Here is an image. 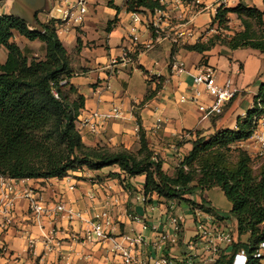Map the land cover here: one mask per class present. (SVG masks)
Segmentation results:
<instances>
[{
	"label": "crops",
	"instance_id": "obj_1",
	"mask_svg": "<svg viewBox=\"0 0 264 264\" xmlns=\"http://www.w3.org/2000/svg\"><path fill=\"white\" fill-rule=\"evenodd\" d=\"M12 1L11 10L17 7L22 12L21 1ZM159 1L164 6L163 15L159 14L160 10L154 14L148 11L143 14L130 13L126 10V0H123L122 7L125 9V19H117L118 21L114 22L112 31L107 34L105 39L97 36L100 22L97 14L91 12L86 23L82 26L84 28L82 36H78V29H71L69 32L58 34L69 54L77 51L78 40H81V50L78 56L79 68L83 72L77 73L75 78L71 80V83L78 88L79 93L86 98L85 109L78 118V129H80V119L91 111L98 109L107 113L113 107H118L122 112L121 119L110 121L105 131L100 134H90L82 130L85 134V136L82 135L83 140L88 146L106 145L111 148L118 147L132 151L137 147L140 124L148 142L156 150L166 152H162V155L167 161L170 158L174 159L173 156L177 150L172 153L167 149L166 142L173 143L175 140L181 142L186 138L188 140L182 145V148L178 147V151L185 149L190 151L192 148L190 141L195 138L197 132L209 136L222 129L234 130L237 127L238 119H244V114H247L254 107V98L260 84L264 81V55L252 49L232 51L224 48V51L228 52L230 56L237 55L240 58L238 59L240 61L239 68L233 69L227 78L231 79L241 92L234 101L226 105L222 115L203 119V114L196 103L181 101V96L188 93L193 84V77L203 71L204 68L211 69L219 82L225 79L216 74L215 67L211 62V56L218 54L216 51L210 52L208 66L200 67L202 55L184 50L183 46L186 44L195 45L200 42L201 33L212 21L219 5L234 0H224L221 3H217L218 0H207L208 8L200 13L189 10L185 0ZM255 1L257 8L263 11L262 0ZM239 3H235L234 6ZM15 4L17 5L15 6ZM111 4L114 6L111 9H114L116 15H119L121 7L117 6L114 0H108V7H112ZM7 9L3 13L7 14ZM206 13L210 15L209 22H205L202 18ZM136 17L139 19L137 22L134 21ZM148 20H150L149 23H147ZM154 22L160 30L155 28ZM179 34H182L183 37H180ZM20 38L22 39V36L19 33H14L16 43L24 44L23 47L20 46L21 49L27 46L26 44L35 42L27 43V39L23 42L19 40ZM135 38L138 39L136 43ZM0 51L3 54L0 62L5 63L7 52L5 48H0ZM173 51H175L174 54H172ZM125 52H129V60H124ZM253 56L258 59L256 62V66H258L255 71L257 74L256 81L244 83L241 78L237 82L236 78L244 76L247 70V60ZM114 59L118 60V64L112 65ZM176 59L184 64V72L180 73L174 69L173 64ZM135 72H138L149 86L133 92L132 89L136 86L121 76ZM91 74L94 76L93 81L84 79V77L88 79L87 76ZM77 77L82 78L81 81L76 79ZM115 80L119 81L120 86L116 85ZM250 84H253V87L247 90V86ZM86 86L90 88L91 92L89 94L81 93V88ZM203 101L208 100L203 98ZM171 147L173 145H170ZM252 149L257 151V148ZM163 163L164 170L167 171V164L165 161ZM110 172L118 173L119 168H105L101 171L85 170L83 173L70 172L68 177L63 180L21 181L0 178V264H26L28 262L65 264L66 260L72 264H103L99 247H83L71 239L72 234L75 235L84 229V223L82 221L70 222L60 215L51 223L59 231L57 236L61 242V247L55 248L53 252L48 251L44 244L45 232L32 219L28 211V202L25 199H16L13 224L10 227H4L5 200H3V193L6 184H15L19 189L28 188L48 204L64 200L75 211L82 212H89V195H95L100 201H103L106 196L116 195L121 198L127 208L133 204L134 214L146 218L148 223L166 221L169 211L166 207L170 202L157 195L149 196L150 202L147 204L138 199L144 194V177L127 179L124 183V185L129 186L127 189L122 187V183L120 184L118 179L107 177ZM74 184L76 189L70 191L69 186ZM134 190L136 192H133ZM218 190L222 192L221 196L214 194ZM208 193V198L203 196V200L193 199L198 207L192 208L189 204L175 201L174 209H170L171 214L177 215L183 220L184 241H190L195 235V221L203 214L210 217L215 226L232 229L238 243L240 241L249 244V235L241 238L238 236L237 224L229 215L233 208L229 200L231 203L229 211H223L225 206L222 197L226 198L224 192L216 188L208 191ZM47 222L50 224V220ZM124 223V226L121 227L124 233L142 232V223L130 221ZM145 233L150 235L149 230ZM29 235L35 239V245L31 249L28 244ZM186 253V248L182 246L175 248L171 257L180 261Z\"/></svg>",
	"mask_w": 264,
	"mask_h": 264
},
{
	"label": "trees",
	"instance_id": "obj_2",
	"mask_svg": "<svg viewBox=\"0 0 264 264\" xmlns=\"http://www.w3.org/2000/svg\"><path fill=\"white\" fill-rule=\"evenodd\" d=\"M163 9L159 0H126V10L130 13L154 14ZM226 13L252 16L264 25V10L243 2L234 8L220 9L216 20L223 22ZM112 24L109 23V32ZM41 25L44 32L31 30L16 16L0 14V48L7 52L5 63L0 62V178L63 179L81 169L101 171L118 167L117 179L144 177L145 196L157 195L166 201L189 205H197L192 198L196 191L219 188L232 203L229 215L237 224L239 238L250 236L249 244L239 241L236 249L252 253L264 241V162L257 173L247 155L243 154L230 167L225 165L224 158L215 160L213 151L250 140L256 126L255 117L264 116V81L254 98V107L244 119H238L236 129H222L209 136L197 132L191 140L189 154L171 177L165 172L163 161L150 148L140 124L137 153L125 148L116 151L85 144L77 121L85 109L86 98L71 83L77 73L70 54L57 34L54 21ZM16 32L28 41L43 43L45 58L38 59L21 49L13 40ZM217 39L184 45L183 49L196 52L204 59L217 45ZM221 44L232 51L252 49L264 55V35L258 37L248 30L225 37ZM80 50L79 39L77 51ZM252 264L260 262L253 260Z\"/></svg>",
	"mask_w": 264,
	"mask_h": 264
},
{
	"label": "built area",
	"instance_id": "obj_3",
	"mask_svg": "<svg viewBox=\"0 0 264 264\" xmlns=\"http://www.w3.org/2000/svg\"><path fill=\"white\" fill-rule=\"evenodd\" d=\"M189 10L200 13L208 8L207 0H185ZM95 6V0H45L46 9H52L60 14L58 19H52L55 23L57 34L69 32L71 29L82 27ZM159 14L163 15L160 10ZM139 19H134L137 22ZM155 28V22L153 23ZM157 30H160L157 27ZM183 37L182 34H179ZM137 38H135V43ZM124 60L130 59L129 52L123 55ZM118 64L114 59L112 65ZM174 69L182 73L184 64L175 61ZM240 95V89L231 79L220 83L211 69H205L193 77V84L188 93L181 96V101H193L198 105L203 114V119L217 117L223 114L228 103L234 101ZM56 97L58 95L56 94ZM203 98L208 101H203ZM120 108L113 107L105 113L100 110L89 112L80 119V129L90 134L104 132L107 124L112 120L121 119ZM255 129L250 138L257 144L260 151H264V116L255 117ZM22 181V180H21ZM76 189V185L68 188ZM17 198L28 202V211L35 223L45 232L44 244L48 251L53 252L60 248L58 229L53 225L54 220L60 215L70 222L82 221L84 229L77 234H72V240L83 247L97 246L101 252L103 264H252L258 260L264 264V241L249 253L246 249H236L238 244L235 232L230 228L217 227L206 215L197 218L196 233L190 241H184L182 218L171 214L175 201L170 202L167 209L168 217L165 222L148 223L147 219L140 215L129 214L125 203L116 195L106 196L103 201L95 195H89V212L75 211L66 201L60 200L54 204H48L40 196L28 188L19 189L15 184H6L3 193L5 200L4 224H11L14 219V209ZM142 203L148 202V196L142 194L138 197ZM89 215V216H88ZM88 216V217H86ZM130 221L142 223V232L124 233L116 221ZM47 220H50L48 224ZM48 227V228H47ZM149 230L150 235L145 232ZM30 249L35 245V239L28 236ZM184 246L187 253L178 261L171 257L175 248ZM26 264H41L28 262ZM65 264H72L66 260Z\"/></svg>",
	"mask_w": 264,
	"mask_h": 264
},
{
	"label": "rangeland",
	"instance_id": "obj_4",
	"mask_svg": "<svg viewBox=\"0 0 264 264\" xmlns=\"http://www.w3.org/2000/svg\"><path fill=\"white\" fill-rule=\"evenodd\" d=\"M115 4L117 6L121 7V11L119 15H116V11L114 9V7H108V0H95V7L94 5L91 7V13L93 14H97L98 16V20H99V25H98V34L100 38L102 37L103 39L106 38L107 34L109 33L108 26L110 21L114 24V22L118 21L117 19H125V9L122 7L123 4V0H114ZM224 0H218L217 3H221ZM240 1L243 2V4H246V6L249 7H257V2L255 0H234L232 2H223L219 5V9L215 12L214 17L212 18V21H210V23H208V26L205 27V29L203 30V32L201 33L200 36V42L203 43H209L210 40L212 38H218L217 39V45L215 46V48H213L211 51H216L218 54H213L211 56V62L213 64V66L215 67V71L217 75H221L223 76V81L220 83H225L227 81V77L231 75V72L233 69H237L240 66V61L238 59H240L237 55H232L230 56V54L228 52L224 51V48L226 46L221 44V41L227 37V36H233L236 32H241V31H245L248 30L250 31L252 34H255L256 36H262L264 35V25H261L260 23H258V21L252 17V16H246V15H238L236 13H226L225 14V18L223 22H220V20H216V17L218 16V12L220 11V9H226V8H234V4L235 3H239ZM246 1V3H244ZM8 3V4H7ZM7 4V7H6ZM216 4V3H215ZM13 6V1L12 0H0V14H2L3 12H6L5 9H7V14L11 15V8ZM261 7H263V4H261ZM16 9H18L16 7ZM19 10V9H18ZM6 14V13H3ZM60 17V14L52 9H44L42 10L39 15H38V23H51L53 20L52 19H58ZM202 18L204 19L205 22H209L210 20V15L209 13H206L205 15L202 16ZM263 19V24H264V17ZM121 20V21H122ZM150 20L147 21V23H149ZM112 24V25H113ZM111 25V31H112V26ZM150 25V24H149ZM83 27L78 28L77 33L78 36H82L84 33V28ZM110 31V32H111ZM15 41V39H13ZM19 40H22L23 42H25V38L22 37V39L20 38ZM27 43L31 42L26 40ZM16 42V41H15ZM66 42V41H65ZM18 45L23 47V43L18 42ZM27 48H23L25 51H29L31 52V54L33 56H35L38 59H44L45 58V46L43 43H41L40 41H35L32 44H26ZM169 45V44H168ZM189 45V44H186ZM30 47V48H29ZM29 48V49H28ZM227 48V47H226ZM229 49V48H228ZM80 52L79 51H75L74 53L70 54V58H71V64L72 67L74 68L76 73H82L83 70L79 68V55ZM210 52L206 54L207 57H205L204 59L200 60L199 66L200 67H206L205 63L208 61H206V58L210 59ZM31 55V56H32ZM3 57L2 52L0 51V60ZM168 59V58H167ZM176 61H179V59H176ZM205 61V63H204ZM256 62H258V59L253 56L250 57L247 60V70L244 74V76H241L239 78H236L237 82L238 80H241V78L244 80V83H252L254 80L256 81L257 79V74H256ZM261 62V61H260ZM206 68H204L203 70H205ZM122 78H124L125 80H127L129 83L131 82L133 85H135L136 87L134 89H132L133 92H135V90L138 89H142V88H147L148 83L146 81L143 80L142 76L138 73L135 72L134 74H123L121 76ZM75 78V77H74ZM88 79H86V77H84L85 80L88 81H93L94 76L88 75L87 76ZM79 81H81L82 78H76ZM116 83V85H119V81L115 80L114 81ZM253 87V84L247 86V90H249L250 88ZM82 92L81 93H86L89 94L90 88L88 86L86 87H82L81 88ZM140 91V90H139ZM241 92V91H240ZM245 95V94H243ZM242 96V94H241ZM244 117H246V114H244ZM78 124V121H77ZM78 129V127H77ZM80 131V133H82L83 136H85V134H83L84 132L81 131V129H78ZM186 140L188 139H184L183 141H178L175 140L173 143H165L167 146V149L170 150L172 153L175 152V150H177V152L174 154L173 158L174 159H168L167 161L163 158L162 152L166 153L163 150H156L151 143L149 142L150 148L155 152V154H157L159 156V158L164 162H166L167 166H166V170L165 172H167V174L171 177H174L176 175V172L178 171V169L181 167L182 163L184 162L185 157L189 154L190 151H186L182 150V151H178L179 148H182V145L186 143ZM191 142V141H190ZM170 145H173V147L170 148ZM105 147H109L106 146ZM111 148V147H109ZM140 148V144H139V139H138V143H137V147L132 150L133 152H138ZM252 148H257V151L253 150ZM113 150H120L122 148H111ZM166 149V148H165ZM214 156L213 158L215 160H219V158H224L225 160V165H228L230 167H234L238 161L240 160V158L242 157V155H247L250 158V164L251 167L254 169L255 172L258 173L259 167L261 166V164L264 162V151H260V148L257 144L253 143V141L251 140H247L244 142H238V143H233L230 144L228 146V148H223V149H219V150H214L213 151ZM168 167V168H167ZM86 169H81L76 171L77 173H83ZM88 171V170H86ZM73 173V172H71ZM116 172H110L107 177H112V178H116L117 175ZM68 177V176H67ZM65 179V178H63ZM63 179H59V180H63ZM117 179V178H116ZM120 181V184L122 183V187L127 188L129 186L124 185V183L126 182V179H118ZM131 187V186H130ZM130 190V189H129ZM131 191V190H130ZM133 192H136V190H134ZM217 196L222 194V192L220 190H218V192L214 193ZM203 196L205 198L209 197V193L208 191H196L194 193V195L192 196V198L194 200H203ZM223 196V195H222ZM223 203H224V208L223 211L224 212H228L229 208L231 207V203L228 201V199H226L225 197H222ZM148 202H150L149 196H148ZM177 202V201H176ZM147 204V203H145ZM192 208L193 207H198L197 205H190ZM29 208V207H28ZM128 213L129 214H134V207L133 204L128 206ZM167 209V207H166ZM15 210V209H14ZM168 210V209H167ZM5 217V214H4ZM32 217V216H31ZM33 219V218H32ZM5 221V219H4ZM14 219L12 220L11 224H4V227H10L13 224ZM124 220L122 219L121 221H116V223L122 227L124 226ZM127 221V220H125ZM54 225V224H53ZM128 231V230H127ZM35 263H40V262H35Z\"/></svg>",
	"mask_w": 264,
	"mask_h": 264
},
{
	"label": "water",
	"instance_id": "obj_5",
	"mask_svg": "<svg viewBox=\"0 0 264 264\" xmlns=\"http://www.w3.org/2000/svg\"><path fill=\"white\" fill-rule=\"evenodd\" d=\"M26 1L28 2L29 6L24 4L22 1L21 3L23 5V9L27 11V14L24 12V10H22L21 12L20 10L15 8L11 10L10 12L11 15L16 16L21 20H23L24 22H26L31 30H38L44 32V28L41 24L38 23L36 16L38 13L44 10L45 0H40L38 4L39 6L34 9L30 8V6L32 5V1L31 0H26Z\"/></svg>",
	"mask_w": 264,
	"mask_h": 264
},
{
	"label": "flooded vegetation",
	"instance_id": "obj_6",
	"mask_svg": "<svg viewBox=\"0 0 264 264\" xmlns=\"http://www.w3.org/2000/svg\"><path fill=\"white\" fill-rule=\"evenodd\" d=\"M24 4H26L27 6H29V4H28V2L26 1V0H21ZM32 1V5L30 6V8H36V7H38L39 5V1L40 0H31ZM17 4H15V6H16ZM14 6V7H15ZM24 10V9H23ZM24 12L27 14V11L26 10H24ZM38 15H39V13L37 14V16H36V19H37V21H38Z\"/></svg>",
	"mask_w": 264,
	"mask_h": 264
}]
</instances>
